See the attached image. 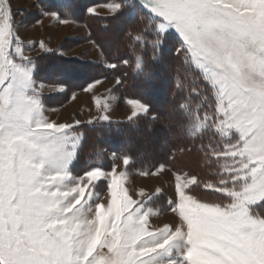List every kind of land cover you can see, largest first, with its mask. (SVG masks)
Returning a JSON list of instances; mask_svg holds the SVG:
<instances>
[{"label":"snow or ice","instance_id":"snow-or-ice-1","mask_svg":"<svg viewBox=\"0 0 264 264\" xmlns=\"http://www.w3.org/2000/svg\"><path fill=\"white\" fill-rule=\"evenodd\" d=\"M106 7L112 18L126 14L130 26L122 36L124 54L112 60L101 48V66L148 83L160 74L163 51L173 49L175 72L191 84L187 96L177 84L170 116L182 136L193 141L177 146L176 152L215 158V179L174 173V194L167 204L177 219L153 227L148 202L162 190L141 192V200L129 196L123 180L133 158L127 153L113 154L110 171L96 167L73 175L82 135L72 124L46 115L43 93L49 84L35 78L36 59L26 54L34 45L21 38L12 0H0V264H264V219L248 218L250 206L264 207V55L248 51L251 45L264 53V4L113 0ZM41 15L75 23L55 11L41 9ZM39 47L44 54L53 51L44 42ZM254 75L261 81L254 82ZM124 84L117 75V85ZM56 87L66 91L63 84ZM252 92L256 94L245 95ZM192 100L198 101L194 113ZM95 103L99 106L98 98ZM127 103L133 127L143 119L151 130L161 119L140 100ZM107 107L95 123H111ZM116 159L126 169L119 174ZM164 170L159 165L140 174ZM101 181L110 195L107 206L98 202ZM198 193L229 203L202 199ZM241 220L253 230L238 228Z\"/></svg>","mask_w":264,"mask_h":264},{"label":"trees","instance_id":"trees-1","mask_svg":"<svg viewBox=\"0 0 264 264\" xmlns=\"http://www.w3.org/2000/svg\"><path fill=\"white\" fill-rule=\"evenodd\" d=\"M44 7L45 11H55L61 18L71 17L74 21H84L91 28L92 36L95 32L112 31L115 35L112 40L99 38V47L102 48L109 59L115 60L118 55L124 54L126 41L122 38L123 32L130 26L126 14L117 18H102L90 15L87 8L95 4L109 2L110 0H37ZM98 23L102 27H98ZM108 27L106 28V26ZM109 42V44H108ZM36 59L35 78L49 85L63 84L67 90L63 94L44 97V103L48 107L52 104V98H66L78 89H84L94 80H101L113 73L125 79V84L120 86V93L131 99L140 100L151 106L154 113L161 116V119L151 124L149 121L141 119L137 127H133L129 120L111 121L100 123H88L80 126L77 131L82 134V144L79 146L77 158L72 165L71 171L81 174L90 169L101 167L104 170H111L113 162L108 157L109 154L122 155L127 153L133 158L130 168L136 171H152L162 164L174 165L176 157L183 153L176 152V147L180 145L191 146V138L181 134V128L170 116L171 104L174 100L173 92L178 91L177 84L184 88V95L187 96V89L191 81L184 78L183 73L175 72L174 50L169 48L163 51V60L160 65V74L156 80L143 83L134 81L131 76L123 77L122 72H111L105 66L95 63H84L78 60H68L63 58L58 52L43 54ZM51 67L50 71L48 68ZM174 67L172 72L169 69ZM50 98V99H49ZM163 101L167 103L162 104ZM198 101L192 100L190 103L193 113ZM165 136V146L160 147L156 136ZM207 143V138H204ZM198 145L199 140L195 141ZM188 153V152H185ZM197 161L201 164L203 171L211 175L215 171V158H205L202 153L193 151ZM174 154V155H173ZM205 173V174H206ZM215 179V177H211Z\"/></svg>","mask_w":264,"mask_h":264},{"label":"rangeland","instance_id":"rangeland-1","mask_svg":"<svg viewBox=\"0 0 264 264\" xmlns=\"http://www.w3.org/2000/svg\"><path fill=\"white\" fill-rule=\"evenodd\" d=\"M112 2L113 0L106 3L95 4L87 8V12L97 17L109 18L112 13L106 5ZM253 3L264 4V0H253ZM12 6L22 40L25 45L30 43L34 45L32 48H26V54L34 59L44 54L39 47L40 42H44L53 50L52 52H58L63 58L68 60H78L84 63L102 65V58L100 55L101 48L94 44L93 41H100L99 38H108V40H112L116 35V33L114 35L112 31L110 33L103 30L101 32L96 31V36L93 37L90 26L83 20L75 21V23L60 24L54 17L41 15V9L43 11L45 10L37 0H12ZM88 9H94L95 11L94 13H89ZM38 19L42 21V23H36ZM98 27H102V24L98 23ZM97 43L99 44V42ZM248 51L258 55H264V53H256L255 48L251 45ZM48 69L50 71L52 70L51 67ZM117 75L118 73H113V75L104 79L102 78L91 91H84L82 88L76 90L71 95L69 94L64 100L62 97H59L57 100H55L56 98H52L50 100L52 101L54 99L52 104L48 107L46 106L48 109L46 115L56 122L72 124L77 131L80 126L88 124L89 121L95 122L99 117L104 115L105 105H107L106 114L110 117L111 121H127L131 115L132 109L131 105L127 103V99L129 98L123 95V93H120V85H117ZM253 81L258 83L261 81V77L259 75H254ZM250 87L255 88V83H251ZM65 92L66 91H60L56 85H49L45 89L43 95L48 98ZM255 94V92L245 93L246 96ZM97 98L100 101L99 106L95 103ZM162 104L167 105L166 101H163ZM77 121L80 122L79 125L76 124ZM77 133L81 134L79 131H77ZM164 138L165 136L162 134L156 136V140L159 141L160 147L163 148L165 146ZM108 157L113 162V154L108 153ZM115 164L117 166V174L126 170L121 159H116ZM200 164L201 163L197 161L196 155L190 152L177 156L173 166L170 164H162L165 166V170L156 175H141L140 171H136L128 166L127 175L123 180V186L128 191L129 196L135 200L142 199L139 195L141 192L145 195H149L156 193L157 189L162 190V195H154L153 199L148 202V207L152 211V215L150 216L152 226H162L164 223H172L177 219L175 214L168 210L167 204L168 199L172 198L174 194V173L188 172L198 175L201 179H213L210 174L207 175L206 171H204L206 174L202 173L203 169ZM252 166L255 167V165ZM155 170L156 168L152 171ZM45 171H52V169L46 167ZM75 175L81 176L83 173ZM98 192V202L107 206L110 202V195L107 191V184L104 181H101L98 185ZM198 194L201 195L202 199H209L224 205L229 203L227 200L220 199L214 194ZM88 216L91 218L92 213L89 212ZM248 218L253 221L257 220V218L264 219V207L250 206ZM238 228L244 231L253 230L244 220L240 221ZM205 247L209 246L206 245ZM182 249L183 246L181 245V250ZM103 251L107 252V249ZM197 258L200 259L199 255H197ZM201 264H214V262L202 260Z\"/></svg>","mask_w":264,"mask_h":264}]
</instances>
